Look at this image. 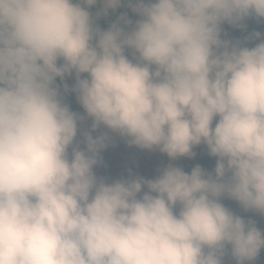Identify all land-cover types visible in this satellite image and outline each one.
<instances>
[{"label": "clouds", "instance_id": "1", "mask_svg": "<svg viewBox=\"0 0 264 264\" xmlns=\"http://www.w3.org/2000/svg\"><path fill=\"white\" fill-rule=\"evenodd\" d=\"M248 18L264 0H0V264H254L264 230L222 202L264 217V40L222 39ZM109 133L214 171L109 182Z\"/></svg>", "mask_w": 264, "mask_h": 264}, {"label": "rangeland", "instance_id": "2", "mask_svg": "<svg viewBox=\"0 0 264 264\" xmlns=\"http://www.w3.org/2000/svg\"><path fill=\"white\" fill-rule=\"evenodd\" d=\"M243 24L244 27L241 28H234L228 24H224L222 39L231 41L232 43L238 42L240 46L250 48L261 42V40H264V19L257 20L255 18H248ZM254 32H260L262 34L261 38H253L252 34ZM74 82V78L71 77L67 78L65 81L69 87H71ZM57 84L61 85V88L63 87L59 79L57 80ZM67 95L68 97H72L70 93ZM77 105L78 107L75 112L83 114V109L78 102ZM87 125H90V121L86 122L85 126ZM101 131H107V129L101 128ZM97 134L98 133H93L94 136ZM109 135L112 138L111 143L102 151V162L94 169L98 177L106 178L109 182L121 178H128L129 172L146 179H151L158 175V169L167 166L169 163L174 166L182 167L185 171L189 169L191 172L197 165L201 167L206 165L209 158H211L206 146L200 145L193 149L196 153L193 158L181 157L175 161H171L165 154L159 151H148L139 149L136 146H129L125 139L118 135L112 133H109ZM201 151H204V153L198 155ZM253 220L256 221L258 228L264 230V217L257 216Z\"/></svg>", "mask_w": 264, "mask_h": 264}, {"label": "trees", "instance_id": "3", "mask_svg": "<svg viewBox=\"0 0 264 264\" xmlns=\"http://www.w3.org/2000/svg\"><path fill=\"white\" fill-rule=\"evenodd\" d=\"M95 10H96L95 8L92 9L93 12H95ZM125 11H127V14H128L130 19H132V20L137 19L135 14H133L130 10H127L125 8H120L115 13L110 12L109 16L107 18H102L99 21L101 27L106 29L110 23L114 22L117 19V17ZM58 79L59 78H57V80ZM69 93L72 94V97H68V95H66L65 102L69 105L70 110L75 112L77 107H78L77 102H76V97H75L74 93H71V92H69ZM203 153H204V151H201L200 153H198V155H202ZM215 164H216V158L211 157V158H209L206 165L202 166V168L205 169L206 171L213 172L214 168H215ZM184 171H185V169H184ZM185 172L190 173L189 169H186ZM222 202L225 204V206L229 207L232 211H234L238 215H241L245 219H254L257 216H260L258 214H254L251 212L245 213L235 201L224 199ZM254 264H264V249L261 250V252H260L257 260L254 262Z\"/></svg>", "mask_w": 264, "mask_h": 264}]
</instances>
